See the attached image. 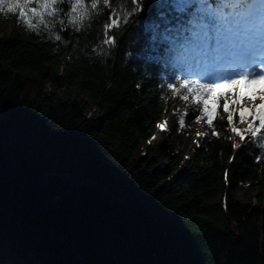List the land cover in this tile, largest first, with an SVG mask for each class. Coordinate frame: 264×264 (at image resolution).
Here are the masks:
<instances>
[{
	"label": "trees",
	"instance_id": "16d2710c",
	"mask_svg": "<svg viewBox=\"0 0 264 264\" xmlns=\"http://www.w3.org/2000/svg\"><path fill=\"white\" fill-rule=\"evenodd\" d=\"M160 2L110 30L114 47L102 43L107 9L80 30L58 18L38 32L0 13V31L11 27L0 35V150L17 143L0 152V264H264V130L234 147L236 90L217 100L216 134L197 136L191 157L153 143L179 104L166 85L185 78L155 58L144 27L160 23ZM242 13L197 44L201 70L231 47ZM235 181L258 203L238 199Z\"/></svg>",
	"mask_w": 264,
	"mask_h": 264
},
{
	"label": "snow or ice",
	"instance_id": "6c2138e0",
	"mask_svg": "<svg viewBox=\"0 0 264 264\" xmlns=\"http://www.w3.org/2000/svg\"><path fill=\"white\" fill-rule=\"evenodd\" d=\"M63 5H67V11ZM156 7L160 9L158 13L160 23L153 22L144 26L145 30L152 34L154 45L152 51L156 53L158 51L156 45H159V52L155 58L163 57L166 64L174 70L173 76L178 72L185 77L178 79L179 87L174 83H168L167 88L176 95H180L181 89H185L183 100L188 101L191 96L198 105L203 104V113L208 117L209 125L212 124L215 108L211 112L208 110V100L205 97L219 100L225 97V90L232 92L235 89L233 95L238 102L247 95L242 93L241 89H249L251 92V95L247 96L249 108L257 114L253 122H249L247 131L253 137L260 136L264 130V55L251 48L240 49L235 62L221 74H208L201 70V61L193 55V53L198 55L197 44L203 38L211 40L213 32L216 37L221 35L222 27H227V20L233 15L236 6L229 0H161ZM106 9L108 15L103 24L106 38L102 43L113 47L116 43L115 35L108 36V32L112 29L119 31L132 16L147 10L144 0H0V13L18 12V23L33 32L48 28L49 24L54 27L58 18L60 25H71L80 30L85 26L86 20L91 19L94 14L103 13ZM169 12H174V16L169 15ZM247 14L253 15L254 10L248 8ZM170 24L175 26L169 27ZM54 38L58 41L62 39L60 35H55ZM256 99H259V105L255 104ZM243 111L240 113V123L245 122ZM224 112L231 124L233 114L227 105L224 106ZM255 121H259V125L254 127ZM179 124L183 127V117L180 118ZM231 131L240 136L241 141L245 139L239 129L232 127ZM259 146L264 149V142ZM234 147L238 148L240 145Z\"/></svg>",
	"mask_w": 264,
	"mask_h": 264
},
{
	"label": "rangeland",
	"instance_id": "374dc122",
	"mask_svg": "<svg viewBox=\"0 0 264 264\" xmlns=\"http://www.w3.org/2000/svg\"><path fill=\"white\" fill-rule=\"evenodd\" d=\"M240 3L242 5L246 3L249 4L247 0H234L232 4L239 6ZM261 3H264V0H257L255 2V6L260 7ZM262 14L263 13L259 14L257 23L251 24L253 23V21H250L247 25L248 28L246 30L244 28L240 31L246 36L242 39V42H240L237 47L231 52L225 55L223 54L221 60H217L214 62L215 67L208 68V70H205L206 73L221 74L228 70V66L235 62L239 55V50L243 48H251L253 51L264 55V22L261 21ZM10 28V26L7 28L6 26H3L2 30L0 31V35L8 33ZM193 78L195 79L196 77ZM241 92L246 93L247 95H245V98L243 100L238 101L239 114L245 109V100L249 95L250 90L242 88ZM77 93H81V91H77ZM184 94H186L185 89ZM184 94L181 93L180 95H176L171 90V95L176 99L179 104L176 109L165 113L152 128L153 143L166 139L168 141L169 146L173 149L174 153L178 154L183 159L191 157L193 155L195 148V138L197 136H214L216 134L213 121L218 112L217 100L205 97V99L208 100V110L211 112L212 109L215 108V112L213 113L212 117V124L209 125L207 123L208 117L203 113V104L198 105L191 96H189L188 101L183 100L182 97ZM257 103L258 105L260 104L259 99L255 100V104ZM256 114L257 113L253 112L252 109L248 111H243L245 122L240 123L239 121L234 124V127L239 129L244 137L252 135L250 132L247 131V128L249 122H253V120L250 121V119H253ZM181 117H183L184 119L183 127H181L179 124V120ZM161 126H163V128ZM253 126L255 127V124H253ZM163 131L170 135L168 139L165 138V134L163 133ZM234 141L236 145L240 146L244 142V140L241 141L240 136L236 135V133H234ZM187 166V161L183 160L180 164L179 169L174 174L179 173L182 169L186 168ZM233 189L234 194L238 199L250 202L252 204L258 203L257 199L255 198V193L251 191L246 184L241 183L240 181H235L233 183Z\"/></svg>",
	"mask_w": 264,
	"mask_h": 264
},
{
	"label": "water",
	"instance_id": "95a60500",
	"mask_svg": "<svg viewBox=\"0 0 264 264\" xmlns=\"http://www.w3.org/2000/svg\"><path fill=\"white\" fill-rule=\"evenodd\" d=\"M8 142H11L12 143V145H13V153H14V151H15V149H16V146H17V143H16V140H7V141H5L4 143H3V145H2V147H1V150H0V152H2L3 151V148H4V146L8 143ZM14 169H15V173L17 174V170H16V168H15V166H14ZM87 182H94L93 180H87V181H84V182H82V184H85V183H87ZM20 183H21V181H20ZM24 189V188H23ZM70 189H68V190H65V191H63L62 193H60V195H62V194H64V193H66L67 191H69ZM121 202H123L125 205H127L122 199H119ZM145 227H143V236H145Z\"/></svg>",
	"mask_w": 264,
	"mask_h": 264
},
{
	"label": "bare ground",
	"instance_id": "6f19581e",
	"mask_svg": "<svg viewBox=\"0 0 264 264\" xmlns=\"http://www.w3.org/2000/svg\"><path fill=\"white\" fill-rule=\"evenodd\" d=\"M249 95H251V92L249 93ZM257 105H258V103H257ZM245 109H248V110H250L251 108H249V101H248V99L246 98V100H245Z\"/></svg>",
	"mask_w": 264,
	"mask_h": 264
}]
</instances>
